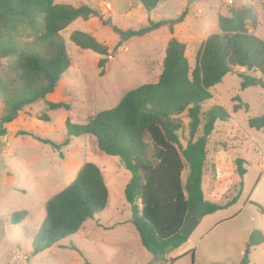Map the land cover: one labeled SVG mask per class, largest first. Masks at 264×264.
<instances>
[{
	"label": "rangeland",
	"instance_id": "rangeland-1",
	"mask_svg": "<svg viewBox=\"0 0 264 264\" xmlns=\"http://www.w3.org/2000/svg\"><path fill=\"white\" fill-rule=\"evenodd\" d=\"M56 2L90 4L99 15L78 18L61 32L71 64L49 98L67 101L70 107L49 110L44 101H37L7 124L6 135L0 134V264H241L245 258L247 264H264V242L248 244L254 229L264 232V128L248 124L249 118L264 114V89H242L236 72L226 74L211 89L214 97L205 104V109L221 104L232 116L228 122H218L211 136L203 190L206 199L214 202L237 200L199 218L192 235L164 254L149 252L131 222L132 211L125 197L131 173L119 156L103 152L96 138L88 134L72 137L60 150L35 137L62 143L67 137V118L84 123L89 116L114 107L128 90L156 81L172 36L187 43L186 55L194 67L208 35L219 31L218 16L229 15L232 6L253 7L258 26L249 25V30L264 38V0H162L150 12L139 0ZM185 9L184 19L172 27L166 24L118 45L120 35L114 26L139 30L150 20L176 18ZM77 29L92 33L108 46V53L102 56L77 46L70 38ZM101 57L106 62L104 74L98 67ZM9 62L0 60V75L8 73ZM236 95L249 103V110L233 111ZM2 109L0 98V113ZM44 113L50 120L40 118ZM237 157L246 159L243 177L237 172ZM87 161L103 171L110 194L108 205L77 233L34 254L33 240L47 218L48 200L69 185ZM187 173L188 169L184 178ZM20 210H26L27 215L13 223V214Z\"/></svg>",
	"mask_w": 264,
	"mask_h": 264
},
{
	"label": "trees",
	"instance_id": "trees-1",
	"mask_svg": "<svg viewBox=\"0 0 264 264\" xmlns=\"http://www.w3.org/2000/svg\"><path fill=\"white\" fill-rule=\"evenodd\" d=\"M139 1L150 12L162 0ZM187 12L185 9L176 18L150 20L149 25L139 30L126 31L114 26L120 35L118 45L131 36L146 34L166 24L172 27ZM96 15L99 11L90 4L0 0V60H10L8 73L0 75L1 135L7 134V124L20 111L37 101H44L49 110L70 107L67 101L48 97L71 64L61 32L78 18ZM249 25L258 26V15L249 5L232 6L229 15H219V31L208 35L194 67L186 55L187 43L172 36L156 81L128 90L114 107L89 116L84 123L67 118V137L62 143L35 136L60 150L72 137L88 134L96 138L103 152L119 156L131 173L125 188L131 222L142 245L154 255L177 248L188 239L184 230L190 218H201L237 200L235 197L219 203L205 197L203 177L211 136L218 122H228L232 116L221 104L214 103L206 109L205 104L214 97L211 89L228 73H237L242 89L252 86L264 89V38L251 33ZM70 38L82 49H91L102 56L108 53V46L88 31L74 30ZM105 63L103 57L99 58L100 74H104ZM233 100L234 112L249 110V103L240 95ZM40 118L50 120L46 113ZM248 124L263 129L264 114L249 118ZM235 163L243 177L246 159L237 157ZM109 197L100 166L85 162L73 181L48 200L47 218L34 237L33 253L49 249L77 233L89 218L105 209ZM26 215V210L17 211L12 222L18 223ZM263 242L264 232L254 229L249 246ZM192 259L194 263V251ZM247 263L245 258L241 264Z\"/></svg>",
	"mask_w": 264,
	"mask_h": 264
},
{
	"label": "water",
	"instance_id": "water-1",
	"mask_svg": "<svg viewBox=\"0 0 264 264\" xmlns=\"http://www.w3.org/2000/svg\"><path fill=\"white\" fill-rule=\"evenodd\" d=\"M198 223H199V218L197 216H194V217L189 219L187 226L185 227V230H184V235L187 238H189L192 235V233L196 229Z\"/></svg>",
	"mask_w": 264,
	"mask_h": 264
},
{
	"label": "built area",
	"instance_id": "built-area-1",
	"mask_svg": "<svg viewBox=\"0 0 264 264\" xmlns=\"http://www.w3.org/2000/svg\"><path fill=\"white\" fill-rule=\"evenodd\" d=\"M109 57L112 58V55H110Z\"/></svg>",
	"mask_w": 264,
	"mask_h": 264
},
{
	"label": "crops",
	"instance_id": "crops-1",
	"mask_svg": "<svg viewBox=\"0 0 264 264\" xmlns=\"http://www.w3.org/2000/svg\"><path fill=\"white\" fill-rule=\"evenodd\" d=\"M163 19H165V18H163ZM169 41V40H168ZM168 43V42H167ZM49 97V96H48Z\"/></svg>",
	"mask_w": 264,
	"mask_h": 264
}]
</instances>
